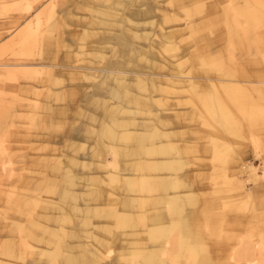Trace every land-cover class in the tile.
<instances>
[{
  "label": "rangeland",
  "instance_id": "rangeland-1",
  "mask_svg": "<svg viewBox=\"0 0 264 264\" xmlns=\"http://www.w3.org/2000/svg\"><path fill=\"white\" fill-rule=\"evenodd\" d=\"M53 4L55 12L50 14ZM188 4L192 8L187 7ZM245 7L258 10L261 13L259 20L249 18ZM227 10L234 13L230 18L238 19L232 23L236 29L257 28L264 35V0L258 4L253 0H0V264L20 263V256L28 263H36L39 248L51 247L34 238L29 243L35 248L30 249L31 245L30 248L22 247L24 230L17 225L28 228L29 220L35 217L42 223L35 228L37 234L45 224L64 227L63 254L72 255L76 261L66 264H88L89 253L85 250L91 247L112 249L110 257L101 264H144L141 255L136 257L127 253L128 247L133 245L129 240L126 242L119 233L122 228L114 227L113 219L107 214L113 205L131 204L135 211L132 222L136 240L140 236L139 242L152 245L154 241L149 234L146 235V230L156 221L152 220L157 216L155 214L162 213L163 205L152 202L158 191L156 194L142 193L135 187L137 192H134L130 188L133 186H129L134 179L133 163L139 156L137 160L145 159L138 136H131L128 141H114L117 169L129 176L128 183L119 187L115 182L103 181L106 170L112 167L101 165L99 161L112 160L113 152L100 151L101 155H98L94 146L98 136L107 140L105 131L101 132L102 122L109 120L105 112L107 107L102 101L108 97H121L116 78L126 79V87L134 84L137 75L149 78L154 73L156 79L162 80L161 73L170 70L178 73L177 66L172 63L179 62L183 71L190 70L194 75L212 73L231 80H243V84L249 85L246 91L255 101L260 98L258 103L264 109V42L261 47L250 41L247 43L243 32L238 37H230ZM37 20L40 21L38 33L34 37L26 34L22 42L25 27L33 26ZM166 32L170 38L164 36ZM162 41L176 44L177 49L165 53L159 45ZM169 52L175 53L176 57ZM214 52L225 60L231 56L228 64L236 73L225 75L204 69L198 58L207 53L206 57L213 56ZM4 63L12 65L4 66ZM15 63L36 64L37 69L34 71L32 66H20L22 64L14 66ZM205 84L199 81L197 90L202 91ZM130 87L134 92L138 91L137 87ZM160 94V97H169L170 105L152 103L151 110L142 112L134 104L126 106L137 127L133 130L134 135L147 132L144 127H149L151 121L156 122V115L169 121L161 126L163 131L159 130L167 136L147 137L145 144H174L167 159L178 162L176 169L163 172L180 175L184 185L175 189L180 191L178 203L183 205L184 214L188 216L191 237L196 236L199 242L191 237L189 240L194 245L200 243L203 246L194 260L186 259L181 253L174 264H187L188 261L194 264H234L230 255L246 244L255 243L258 239L256 232H264V111L237 121L241 141L234 146L226 163L227 172L235 175L232 179L235 181L221 185L212 179L222 173L218 171L221 162L213 161L207 127L199 123L191 103L185 102L188 100L185 94L177 99L174 94ZM230 109L237 116L236 111L230 107V112ZM254 139L257 142L252 141ZM239 158L251 161L259 173L255 183H244V188L248 187L246 190L238 182L242 180L240 176L245 177L239 171ZM55 166L60 167L59 171L55 172ZM50 185L55 186L53 192L49 191ZM94 190H100V195L93 194ZM108 191L117 195H112L109 200ZM169 191L173 192V189ZM186 191L194 197L193 203H184L186 196L182 193ZM137 194H143L149 202L143 207H135ZM39 195L42 200L50 201V206L43 208L41 202L36 205L34 199ZM213 195L216 196L214 199L217 198L215 201ZM227 203H231V208ZM92 205L98 209L97 214ZM142 213L148 216L144 222L146 226L140 223ZM40 214H48L49 218ZM55 214L65 219L55 221ZM164 220L167 222L168 219ZM105 224L117 234L115 241L109 231L103 229ZM152 230L161 235L155 228ZM249 233L254 234L252 240ZM82 242L84 244L80 246ZM139 251L145 252L143 249ZM171 252L174 257L175 250Z\"/></svg>",
  "mask_w": 264,
  "mask_h": 264
},
{
  "label": "bare ground",
  "instance_id": "bare-ground-1",
  "mask_svg": "<svg viewBox=\"0 0 264 264\" xmlns=\"http://www.w3.org/2000/svg\"><path fill=\"white\" fill-rule=\"evenodd\" d=\"M253 1L255 4H258V2L260 0H253ZM176 2L177 1H175V3ZM184 3H185V1H184ZM176 5H178V4H176ZM191 5L192 4H190V6ZM54 7H55L54 4H53V6L50 7V14H53L55 12ZM180 7L177 6V8H180ZM187 7H189V4ZM189 8H192V6ZM227 8H229V7H226V9ZM245 10H246V14H247V16H249V18H252L255 21L259 20L261 13L258 10L252 9V7L247 8V9L245 7ZM134 13H135V11L132 14H134ZM226 13H228V15H229L228 19H229L230 24H228L227 30H228V34L230 35V37H232V35H234V37L235 36L238 37V36L242 35L241 32H243L242 36L247 43H248V41H250V42L254 43L256 46L261 47L262 42H264V35H262V32L256 30L257 28H253L254 30H244V31H243L242 27L241 28L239 27V29H236V27H234L232 23H235V21H237L238 19L230 18V17H234V16H232V15H234V13L231 10H227ZM235 15H238V14H235ZM203 24H205V23L203 22ZM237 24H239V23H237ZM193 25L194 24H192L191 26H193ZM194 27H192V29H194ZM210 27H211V25H210ZM39 28H40V21L39 20H37L33 26L27 25L25 27L26 31L24 32V36L21 37L22 42H24V38H25L26 34H28V33L34 37L36 35V33H38ZM208 28H206V29H208ZM199 30L201 32V30H203V28L199 29ZM199 30H195V31L198 32ZM239 31H240V33H239ZM250 33H252V34L250 35ZM133 34L136 36V33L133 32ZM164 36L167 38L171 37L169 35V33H167V32L164 33ZM200 38H202V36H200ZM193 39H194V37H193ZM244 40H243V42H244ZM204 41H206V40H204ZM169 42L162 41L161 44H159V45H161V47L165 51V53L168 51H172L174 49H177L176 44L174 45V44H171V42L170 43ZM200 42H203V41H200ZM206 43H207V41H206ZM200 44H202V43H200ZM198 46H200V45L198 44ZM205 46L207 47V44ZM145 51L146 50L143 49V52H145ZM169 53H171V52H169ZM211 53L212 52L210 51V54ZM197 54H198V52H197ZM203 54L206 55V53H203ZM214 54H215V52H214ZM169 55L170 54H168V56ZM172 55L175 56V53ZM199 55H200V53H199ZM199 55L197 57H199ZM207 55H209V54L207 53ZM206 56L201 55L198 58L199 63L201 64L202 67H204V69L207 68V69L215 70V71L221 72L225 75H231V73L233 75L236 73V71H234L232 66H230L228 64L229 61L231 60V56L228 57L227 60L223 59L221 54H217V55L215 54L213 56L211 55L208 57H206ZM170 58H172V57H170ZM174 62H175V60H174ZM170 63H172V62H170ZM20 64H22V65H20ZM172 64L174 66H177L175 68H177L178 71H176V70L175 71L178 73H173L172 70H170L171 72H169V73H167V72L161 73V75L163 76L162 80L156 79V76H154V73H152L149 78L148 77H142L141 75H137V76H135L136 81L134 82V84H127V87H126L124 85L127 82L126 79L116 78V80L118 82L117 88L120 90V93L122 95L120 98L112 99V98L108 97L104 101H102L103 104H105L107 107L105 112L107 113L109 120L106 121L103 118V120L106 122L105 123L102 122V124H104V125L101 128V132H102V130L105 131L107 140H104L103 136H98L97 138H95L96 142L94 145V146H96V151H97V153L96 152L95 153L98 155H101L100 151H103L104 153H106L107 151L113 152V154H112L113 159L112 160H108V162H107V160L106 161L105 160L99 161V163L101 165L109 164L112 167L111 170L109 169L110 167L108 168L109 170L108 169L106 170V177L105 176L103 177L104 178L103 181L109 180L111 182H115L116 184H119V187H120V186H123L124 184L126 185L128 183L129 176H127L123 172H120L117 169V164H118L117 163V157H116L117 156V146H116V143H114V141L118 140V139L128 141V138H130L131 136H138V138L140 140V150H141V153L145 155V157H144L145 159L142 158L143 160H137L140 158V156H139L138 158H136L135 162L133 163L134 164V170H135V172H133L134 179H133V183L130 184L129 186H133L130 188H132V190L134 192L137 190L136 188H138L139 189L138 191L142 192V193L143 192H149V193L154 192L155 193L156 191H158L157 193H159V194L155 193L156 197L154 198V200L152 202L162 203L163 211L160 214L158 213L159 215L155 214L157 216H154L152 218V220L153 221L156 220V221L155 222L152 221L154 224L149 223L151 225L148 226L147 230H146V235L149 234L152 241L158 242V244L153 242L152 245H149V244H145L143 242H139L140 236L136 240V237H137L136 231L133 229L135 227V225L132 222L133 221V215L135 214V211L133 210L131 204H128L125 202L124 204H122L121 207H119L117 205H113L110 208V210L108 211L107 216L109 218L113 219V221H114L113 226L114 227L122 228V230H119V233L121 232V235L123 234V237H125L124 239H126V242L129 240V243L131 245H133V246L128 247L127 253L132 254L136 257L141 255L142 261L144 264H174L176 262V257L181 253H182V255L184 253L186 259H188V260L193 259L194 260L195 257L198 255L199 250L203 249V246L200 243L194 245L189 240V237H191V235H190L191 229L188 227V224H189V222L187 221L188 216L184 214L185 209H184L183 205L180 206L178 203V200H180V191L175 190L179 187H182V185H184L181 181L180 175H178L177 173H175V175H174L171 173L169 174V173L163 172L166 169H168V170L176 169L175 164L178 162L173 160V158L167 159V155H169L172 152V150L174 149V146H173L174 144H162V142L161 143L154 142V143H151L150 145L145 144V140L147 137H149L151 139H156V138H159L162 134L164 136H167L166 133H162L159 130L162 128L161 126L163 124H166L169 121L161 119V118H159V116L156 115V117H157L156 122H152L151 120H149V122L151 121L150 124H148L149 122L147 123L149 125V127H144L145 131H147V132H141L137 135H134L133 130L136 129L137 127H135L134 121H132L133 118L131 116V111L127 108L126 105L127 104H134L138 108L139 112H142L146 109L151 110L150 106L152 103H157L158 105H161V106L162 105H164V106L170 105L169 101H168V98H169L168 96L167 97H160L161 96L160 93H162V92H165L167 94H174L175 99H177L178 97H182V94L183 95L185 94L186 99H188L185 102L191 103V106H192L194 113L197 114V117L199 119V123L202 126L207 127V135L209 137L208 139H210V141L212 143V144H209V147H210V145L213 147L211 149V151L213 153L212 154L213 155L212 156L213 161L221 162L220 170H218V171L222 172V173L221 174L218 173L217 175L215 174L217 177L216 176L212 177L215 184H221V185H225V184H229V183L233 184V182L235 181V180L234 181L232 180L233 177H235V175L229 174L227 172L228 170L226 168L227 167L226 163L228 160L227 157L229 156L230 152L234 151V146L237 143H239V141H241L240 130H237V128H238L236 125L237 121L240 118L245 119L247 117H251L252 115H260V113L262 111H264V109H262L261 105L258 103L260 98H258L256 101L254 100V97H252V95H250V93H248L246 91L247 88H249V85L243 84L242 83L243 80H237L236 78H233L231 80L230 78H224V77H221L219 75H214L212 73L207 74V75H203V74L194 75L193 73L190 72V70L183 71L184 67H182V69H181L182 63L178 62L177 64L176 63H172ZM2 65L8 66V65H12V64L11 63H4ZM16 65H18V66L19 65L20 66H32V69L34 71L37 69L36 64L15 63L14 66H16ZM173 65H171V66H173ZM74 68L78 69L76 67H74ZM118 70H122V69H118ZM122 72H124V71H121V73ZM71 74H73V73L71 72ZM83 76L85 77V73H83ZM201 78H203V79H201ZM199 81H204L206 83L204 85L202 91L197 90V85H198ZM131 85L134 87H137L138 91L134 92L133 90H131L130 89ZM157 91L160 92L159 93L160 95L155 93ZM170 99L172 100L173 97ZM108 101H111V102H108ZM138 106H140L141 109ZM230 107H232L236 111L237 116L233 115L231 109H230L231 112L228 111V109ZM165 108L166 109H172L171 107H165ZM131 126H133V127H131ZM95 131L98 132V130H95ZM161 131H163V130L161 129ZM147 133H149V134L146 135ZM231 138H233L232 142L230 141ZM167 139H169V137ZM252 141L257 142V139H254ZM124 145H126V144H124ZM128 152H130V151H128ZM128 152H125V153H128ZM137 153L140 155V153L138 151H137ZM238 166H239L240 173H243V175H245V177H242V178L240 176V179H242V180L238 181L239 185H241L244 188V187H246L244 185L245 182H248V181H253V183L256 182V179H257V176L259 175V173L257 172V170H256L257 168L252 164L251 161L245 162L241 158H239ZM59 169H60L59 166L54 167L55 172L59 171ZM158 171H161V173H158ZM147 172L151 173V174H147ZM102 176H100V177H102ZM106 186H108V184ZM114 186L116 187V185H114ZM54 187L55 186L49 187V191L53 192L55 189ZM56 189H57V186H56ZM108 189H110V188H108ZM169 189H173V192H170ZM213 191H211V193ZM220 191H218V192H220ZM248 191H250V190H248ZM248 191H246L247 197L250 199V197H249L250 194ZM100 192H101L100 190H94V192H92V193L100 195ZM64 194H67V193H64ZM182 194L184 196H186V199H184L185 200L184 203L185 202H188V203L194 202V197L192 196V194L189 191H186ZM112 195H117V194L114 192L108 191L107 198L109 200L112 199L111 198ZM215 195H217V194H215ZM215 195H213V199H214V197H216ZM226 196L231 197L230 194H228V195L226 194ZM137 197L138 198L136 200L135 207H143L144 204H146V202H147V199H146L147 197L143 196V194H140V196L137 194ZM229 197H228V199H229ZM152 199L153 198H151V200ZM216 199H214V201ZM226 199H227V197H226ZM246 200H248V199H246ZM129 201H130V199H129ZM248 201H250V200H248ZM34 202L36 205L39 202L43 203V208L50 206V201L42 200L40 195L35 197ZM104 203L107 204V202H104ZM244 204H246V203H244ZM247 204H248V202H247ZM227 205L230 206L231 203L230 204L227 203ZM92 207H93V205H92ZM148 207H149V205H148ZM230 208H231V206H230ZM244 208H246V207H244ZM93 209L95 211V214H97L98 209L95 207H93ZM41 217L47 219V218H49V215L48 214H46L45 216L41 215ZM55 217H54L55 221L59 220V219H61V220L65 219V218H63L64 216L61 218L60 215H56V214H55ZM147 218H148V216L145 213H142L140 223L142 225L146 226L147 224L145 225L144 222L146 221ZM164 219H168L167 222ZM85 220H86V218H85ZM162 220L165 221V224L162 222ZM147 222H149V221H147ZM29 223H30V225L28 226V228L27 227L25 228V226H23V224L20 226L17 225L19 229L22 228L24 230L23 234L21 235L22 247L23 248H26V247L30 248L32 246L30 248V249H32L34 245H31L29 243L30 240H33L32 238L37 240V242H44L45 245L51 246V247L47 248L44 246V247L39 248V250H38L39 259H38V262H36V263H28L23 256H20L18 259H20L21 262L20 263L16 262L15 264H66V263H75L76 262L72 255L65 256V254H63L64 253L63 251H65V250H63L64 248H62L61 240H62L63 234L65 232H64V227L62 225H60V224H54V225L45 224L43 226L42 230L40 231V233L37 234L35 232V228H39L42 223L39 222L36 217L33 220H29ZM95 226H100V225L95 223ZM152 228H155L158 232H161V235L154 234L153 233L154 231L152 230ZM103 229L105 231H109L110 235H112V237H111L112 241L116 240L115 238L118 236L115 233V231H113V229H111L110 226L105 224L103 226ZM261 231L256 232L257 234H255V235H257L258 239L256 238L257 241L255 243L246 244L245 246L242 247V249L239 248L240 250L237 249V251H235L234 253H232L230 255V260L232 262H234V264H264V232H261ZM112 233H114V234H112ZM253 233H254V231H253ZM253 233H249L248 237H250V239H251V237L254 236ZM173 234H175V236H173ZM139 235H140V232H139ZM143 236H145V235H143ZM195 237L196 236H193L191 238L194 241L199 242V240L196 239ZM98 238H99V236H98ZM247 239H249V238H247ZM97 240H99V239H97ZM82 244H84V242H82L80 244V246H82ZM239 244L240 245L242 244V240ZM84 247H86V246H84ZM34 248H35V246H34ZM141 249L145 250V252L141 253L139 251ZM172 249L175 250L176 255L174 257H172V252H171ZM184 250H185V252H184ZM85 251L89 253V255H88L89 260L88 261L86 260L87 263L89 262L90 264H101L103 262L102 260H106V258L110 257L112 249L111 248H104V247H102L101 249L98 247H91L89 249H86ZM20 252L24 253V250L23 251L21 250ZM30 252H32V251H30ZM84 257H86V256L84 255ZM242 257H244V260H242L243 262L241 261ZM127 260H129V258H127ZM137 264H140V263H137ZM187 264H194V263L188 261ZM231 264H233V263H231Z\"/></svg>",
  "mask_w": 264,
  "mask_h": 264
}]
</instances>
